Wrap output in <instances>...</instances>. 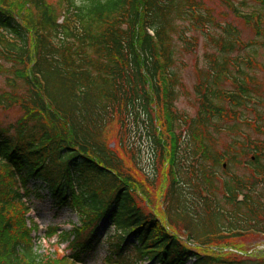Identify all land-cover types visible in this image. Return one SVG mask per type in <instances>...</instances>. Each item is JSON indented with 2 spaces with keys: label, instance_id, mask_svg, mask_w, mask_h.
<instances>
[{
  "label": "trees",
  "instance_id": "obj_1",
  "mask_svg": "<svg viewBox=\"0 0 264 264\" xmlns=\"http://www.w3.org/2000/svg\"><path fill=\"white\" fill-rule=\"evenodd\" d=\"M221 2L254 38L203 0H61L60 12L0 0V107L22 110L0 126V264H87L101 250L103 264H264L198 251L264 234V0ZM200 37L190 115L176 66ZM111 123L127 165L104 140ZM140 139L165 182L163 222L134 188ZM36 200L75 215L46 236L66 254L38 247Z\"/></svg>",
  "mask_w": 264,
  "mask_h": 264
},
{
  "label": "rangeland",
  "instance_id": "obj_2",
  "mask_svg": "<svg viewBox=\"0 0 264 264\" xmlns=\"http://www.w3.org/2000/svg\"><path fill=\"white\" fill-rule=\"evenodd\" d=\"M48 3L54 5L58 12L61 11V0H46ZM207 6L214 10V15L217 16L219 20L231 21L232 24L241 31V37L244 42L254 38V32L249 26H247L244 21L233 16L230 11H228L221 0H203ZM238 1V0H234ZM23 13V12H21ZM208 44L200 37L198 46L191 52L181 53L177 62V69L179 71L180 77L182 79V86L180 88V97L177 101V107L180 110L186 111L190 115L195 114V92L194 85L197 82V69L203 66L204 52ZM259 59L264 61V53L260 50ZM1 75V74H0ZM257 75L259 80L264 85V70H258ZM4 76H0V87L6 89ZM22 84L19 83L17 88L22 89ZM22 116V110L18 107L2 108L0 107V126L8 127L16 122L18 118ZM260 122L264 125V118ZM118 127L115 123H111L105 130L104 140L111 149H114L118 155L123 159V161L129 164V156L127 152L120 148L118 140ZM253 137L254 134H252ZM260 136V135H259ZM261 137V136H260ZM228 142L227 137L222 139V144ZM138 150L136 152V158L139 159L140 167L145 171H142L140 175L136 174V180L134 188L138 194V200L146 211L152 212L156 217H158L163 222L162 208H163V192L165 188V182L163 179L154 180V173L150 165V148L147 142L142 139L139 143L136 140ZM140 148V149H139ZM223 169H219V173ZM157 178V177H156ZM35 203H31L33 209L31 211V225L32 222L38 227V231L32 232V236L36 237V242L41 250H44V254L48 252H55V256H62L68 252L66 244L62 243L56 237L48 239L47 232L49 226L54 224V226H62V228H69V221H76V217L73 213L68 210H59L51 207L43 200H36ZM28 221V224H30ZM61 223L59 225H55ZM105 225V224H104ZM33 227V226H32ZM35 229V228H32ZM113 231V228L111 229ZM183 239V237H181ZM40 239V241H39ZM60 245V246H59ZM190 247L195 248L194 245ZM199 252L204 251V253L211 254H225V252L237 253L244 258H254L259 252H263L264 258V234L250 233L241 238L233 239L229 241V244H223L220 246L210 247L206 249H198ZM102 250L97 253H93L89 258L87 264H103V254Z\"/></svg>",
  "mask_w": 264,
  "mask_h": 264
}]
</instances>
